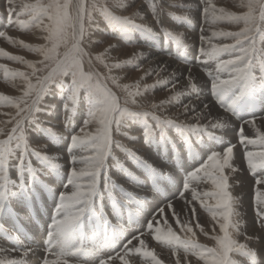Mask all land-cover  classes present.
I'll use <instances>...</instances> for the list:
<instances>
[{
    "label": "snow or ice",
    "instance_id": "obj_1",
    "mask_svg": "<svg viewBox=\"0 0 264 264\" xmlns=\"http://www.w3.org/2000/svg\"><path fill=\"white\" fill-rule=\"evenodd\" d=\"M5 3L8 16L16 17L19 30L33 32L40 43H25L10 37L7 32H0V40L37 57L35 62H30L0 48V60L22 65L28 70L20 71L0 63V78L5 82L19 81V87L23 89L18 98L0 94V108L15 110L14 115L0 111V116L10 115L0 127V136L5 137L0 139V217H7L15 204H27L42 176L61 173L58 161L62 157L44 154L47 144L39 149L32 148L29 135L34 129L37 134L46 136L50 144L64 139L50 127H44L37 115L42 112L50 115L55 111L54 105H45L44 101L58 90L64 99L65 128L71 127V119L80 107L85 108V119L79 131L71 135L68 151L72 156L68 161L66 191L58 197L54 221L46 236L42 264H83L86 257L98 256L120 238L121 232L116 228L109 231L105 199L111 201L113 213L121 206L139 208L138 198L108 175L110 167L118 169L131 184L139 186L138 178L120 160L114 159L113 152H123L130 162L154 178L163 175L140 155L115 141L114 136H124L135 142L138 138L129 135L127 130L139 124L145 144L159 143L164 147L171 143L165 127H173L185 142V147L191 150L193 140L203 143L206 137L213 144L221 140L213 133L225 128L226 121L223 117L210 119L208 113L211 109L206 103L200 111L191 103L185 104L176 117L158 114V110L165 109L169 103L178 106L184 95L194 93L199 97L191 69L185 77V91H174L179 87L175 83V73L143 88L139 83L121 85L119 81L123 77L112 73L131 66L143 71L136 63L145 58L143 54H135L126 61L111 62L110 53L116 48L115 44L93 54L94 49L102 44V41L94 39L95 34L101 31L100 22L108 26L114 39L124 40L132 32L141 31L157 40L162 34L165 43L173 44L180 51L184 49L182 34L175 35L163 27L158 34L148 24L136 23L137 20H145L139 10L130 16L114 14L115 10L135 6V0H111L110 6L107 0H5ZM143 3L148 6L152 22L158 27L166 16L173 22L191 25L190 6L176 4L173 0H143ZM200 3L201 21L206 27L201 28L199 57L201 63L214 64V72L205 74L215 103L232 116L250 113L254 108V98L264 96V0H234L240 14L217 7L214 0H200ZM170 8H179L185 14L169 13ZM220 25L239 27V30H216ZM208 30L210 36L206 38L203 33ZM214 40L232 42L217 44ZM163 71L165 69L160 68L156 75ZM152 74V71L147 73L148 76ZM145 78L142 76L140 79ZM169 84L171 87L167 90L173 94L167 101L138 102L145 93ZM113 88L123 93V97H118ZM181 116L190 117L196 123H186L180 119ZM149 119L155 124H150ZM176 120L180 122L176 123ZM201 120H207V123L201 124ZM8 125L11 127L6 131ZM245 126L252 129L255 138L245 136ZM90 127L94 130L89 131ZM237 135L239 146L245 149L246 167L255 179V225L264 230V131L259 130L255 118H243ZM236 147L230 144L222 152L212 151L205 162L180 181L177 198L185 205L183 213L177 212L174 202L170 201L156 211L144 230L123 244L117 255L101 256L99 264H114L117 260L119 264H135L133 258H139V264H165L156 249L150 247L149 241L168 250L173 264H257V252L250 244L258 243L259 237L247 233L244 214L239 210L240 198L233 196L230 176L226 175V171L231 174L240 171L233 166ZM75 153H80V158ZM110 159H113L111 166L108 163ZM33 160L37 162L35 165ZM13 172L15 179L11 178ZM204 185L209 186L208 190H203L201 186ZM69 188L70 192L67 191ZM194 204H198L210 218L211 234L198 222L194 227L200 235L213 242L212 246L201 244L194 232L193 222L198 219ZM170 220L175 223H170ZM86 221L93 226L94 234L91 236L85 234ZM9 232L13 233L11 237ZM9 238L19 244L14 229L0 231V240ZM32 251L22 246L10 249L0 246V264H28L27 258ZM13 255L20 258H11Z\"/></svg>",
    "mask_w": 264,
    "mask_h": 264
},
{
    "label": "bare ground",
    "instance_id": "obj_2",
    "mask_svg": "<svg viewBox=\"0 0 264 264\" xmlns=\"http://www.w3.org/2000/svg\"><path fill=\"white\" fill-rule=\"evenodd\" d=\"M26 2H34V0H26ZM182 2H183V5L190 6V8H191L190 15L192 16V21H191L190 27L189 26H184L182 24H177L178 25L177 29H179L181 27L184 28V31L181 32L180 35L182 34L184 42L186 40L187 43H189L188 46H191L187 50H190V52H191V50L194 49L193 55L195 56V55L199 54V50L198 49L202 46L201 42H200L201 32L198 35L196 28H198L199 25L201 26V28H202V26L206 27V26L202 25V21H201L202 5H201L199 0H181V3ZM0 5H1V3H0ZM215 5L217 7H220L217 4H215ZM235 8L236 7H233V8L230 7L229 9H226V10H228V11L232 10L233 11V10H235ZM137 10H139L145 16V20L141 21L139 23H146V24H148L149 27H151L153 29V27H152L153 24L149 20V13H148L147 9L144 6L141 7L140 6V2L136 3V0H135V6L130 7L129 11H126L125 14L124 13H121V14L123 16H125V15L127 16L128 14L132 15V13L134 11H137ZM1 12H4L5 15L8 14L7 8H3V9L1 8ZM121 14H118V15H121ZM15 20H16L15 16L12 17V18H9V20L6 22L7 24L4 26V27L9 28L8 31H11L12 29H15V31L12 32V34H8L10 37H13V38H16V39H20V40L24 41L25 43H29V44H33V45L40 43V41L36 40L35 35H34L33 32H31L26 37H23L22 36L23 35L22 31H20V33H19V28H18L17 24L15 23ZM165 24H169V23H167L166 20H164L163 21V25H165ZM167 27H169V26H167ZM100 29H101V31H99L97 33L103 32L102 28H100ZM189 29H190V31H188ZM216 30H223V29L222 28H217ZM8 31L6 30L4 32H8ZM192 32H194V33H192ZM97 33L95 34L94 39H96L98 41H102V44L100 45L99 50H97V48L94 49L93 54H97V53L103 51L104 48H106V47H108V46H110L112 44H115L116 48L113 49L112 52L110 53V55L112 57V61L111 62L126 61V60L131 59L135 54H138V53H142L143 56L145 57L144 59H141V60L136 62L139 65V67L143 69V71L133 72L132 70H130V67H124L121 70H116V71H114L112 73V75H114V76L123 77V79H121L119 81L121 85H125V84L132 85V84L139 83L141 88H143L146 85H153L154 82H156L158 79H167V78H169L172 75V73H175V76H176L175 83L179 87L177 89H174V91H185L186 90V86H187V81L185 80V77L189 75V69H191V75L194 78V83L198 87L199 97H197V95L194 94V93H189L188 95H184L180 99L179 107L176 106L174 103H169L165 109L158 110V114L167 115L169 117H176L178 115L179 109H182L185 104L191 103L193 105V107L196 108L197 111H200V110H202L203 105L206 103L208 105V107L211 109V112L208 113V117L210 119H213V120H215L218 117H223L225 119L226 125H227L222 130H218V131H215L213 133L214 135H216V136L221 138V140H218L215 144H213L211 141H208L206 137H205V140H204L203 143H197L195 140H193L192 144L193 145L195 144L194 145L195 146V151L193 152L192 150L188 149V152H189L190 155L194 154L192 156L193 159L191 160V162L188 163V164L185 162L183 166H181L179 164V162H178V165H176L175 163L172 162L173 164H172V166H170L171 169L168 166L170 158L168 156H166L167 153L165 154L161 150V145L159 143L150 144L149 146H147V149H145V148H143L141 146V143L139 142V141H141V139H140V136H139V134L137 132V127H135L134 129L130 128L129 130H127L128 133L129 132L131 133V134L129 133V135L135 136L138 139L135 142H131L130 141L131 143H126L127 145L126 144L125 145L127 147H129L130 150H132L136 154L140 155L144 160H146L147 163L151 164L154 168H156L159 173H161V174L162 173H166L165 176L170 177L169 178V184L166 185L164 183L165 178L163 177V178H159L158 179L162 185L159 184L161 186L157 185V187L154 186V188H153V190H155V188H156V191L158 190L157 189L158 186L162 190L164 189L162 195H153L151 197L150 196L151 194L149 195V194L146 193V191H143V193L147 197L148 201L146 202L145 206L142 207V209L144 211V214H143L144 217L142 218L141 216H139L137 220L141 219L140 226L144 230V225H143L144 222H145L144 219L145 218L147 219V217L151 213H153L155 209H157L162 203H164L166 201H168V203L170 201L174 202L175 210L177 212H179V213H183V209H184L185 205L176 196V195L179 194L178 191L180 189V181L186 176V173H188L191 170H193V168L195 166H197L201 162V160H204L203 158L207 157V155L210 154L212 151H219V150L223 149L225 146H228L230 144L235 143V141H238L239 137L237 135L238 134L237 131L239 132V129H240V126H241L243 118H249V119L255 118L257 120V127L259 128V130L264 131V120H261V118H264V96L257 95V96H259L260 101L258 103L254 104V108H253L252 112H250V113H241L240 117L229 115L227 113H224L222 111V109L220 108V106L215 103V98L211 94V91H210V81L208 80V78H207L205 73L206 72H214V64L213 63H211V62H209V63H201L200 62V64L197 65L194 62H189L188 61V59H190L189 56H185V55L183 56L182 53L178 54V50L177 51L175 50L176 48H173V49H170V50L158 49V47H157L158 43L156 44L153 41L152 37L148 36L147 34H145L144 32H141V31L132 32L126 39L120 40L121 42L119 41V39H114V38L111 39L110 41L102 40ZM203 34H204V36L206 38L209 37L210 36V30L205 31ZM112 37H113V35H112ZM213 42L217 43L215 40ZM0 48H3L5 51H8L12 55L22 56L25 60L30 61V62H35L37 60V57L35 55H33V54L30 56L29 54H31V53L28 52V51H23L22 53H14V51L12 50V46L8 45L6 42H4L2 40H0ZM197 50H198V52L195 53ZM200 59L201 58H199V55H198V59H196V62H198V60H200ZM183 61H186V63H184ZM6 66H9V65L6 64ZM133 67H135V66H133ZM160 68H164L165 71L161 72L160 75L157 76L156 75V71L159 70ZM20 71H28V70L23 66L22 70H20ZM149 71H152L153 77H151L152 75L151 76L147 75V73ZM142 76H144L146 78L144 80H141L140 78ZM1 80H3V79L1 78ZM19 85H20L19 81H16V82L9 81L8 84L6 85V87H4L3 85H0V94L8 95V96H11L13 98H15V97L18 98L20 96L22 90H23L21 87H19ZM168 86L171 87L170 84ZM157 88H159V87H157ZM157 88H155V89H157ZM172 94L173 93L167 91L166 93H162V94L160 93L159 95L152 94V95L149 96V92H148V93H145V96L143 98H138V102L142 103V104H145V103H148V104H150V103H161L163 101H167L169 96H171ZM55 96H52L51 98H49L46 101V103H45V105H54L55 106V111H52L50 115H48V114L46 115L45 114V118H44V122L43 123L45 125H48V127L50 126V128L55 133H57L58 136L64 137V139H62V143L66 146L64 148V151H66V153L64 151L55 149L56 144H50L46 136L41 135V134H37L34 129L32 130L31 133H29V135H30V144L35 149H39L40 148V146H37V144L42 143L41 142V138L44 137V139H47V140H45L46 143L43 142V144H47L48 145L47 152L44 153V154L59 155L60 157H62V159H60L58 161L61 164V168H62L60 175H53V176L45 175V176H42L40 178V183H42V181H43L44 182V186L40 187V185H42V184L39 183V186H37L35 188L36 192H35V190L32 192V194L34 193L33 195L35 197H38L37 195H39L42 198L41 199L42 202H44L45 204H46V201H47L46 198L49 199L51 196H55V197L52 198V201H51V203L49 204L48 207H51V205L54 202V198L58 199L59 195L62 192L66 191L65 185L67 184V176L65 175L64 171H65L66 168H68V166H70L68 161H69V159L72 156V153H70L68 151L69 145H70V139H71L70 136L74 132V130L76 129V124L78 123V121L81 119V116H82V107H80V108H78V110L76 111V113L74 114V116L71 119V127L70 128H65V126H64L65 114H64V112L62 110L63 107L59 108V104L50 103V101L55 99ZM0 111L9 113L10 115H14L15 114V110L14 109H9V111H5V110H0ZM10 115L9 116H0V127L4 126L3 122L5 120L9 119ZM61 119H62V121H61ZM180 119L185 120V122L189 123V124L196 123V121L191 120L190 117L181 116ZM179 122H180L179 120H176V123H179ZM200 123L201 124H206L207 120H201ZM8 127H11V126L8 125L5 130H7ZM63 128H65V130ZM88 130L92 131L94 129L92 127H90ZM244 134H245V136L247 138H250V139L251 138H255L254 132L248 126H245ZM156 140L157 141L159 140L158 136L156 137ZM173 142H176V147L177 148H179V145H182V144L184 146V143H183V141L182 142L180 141V138H179V140H174ZM194 146H193V149H194ZM249 150H251V146H249ZM244 153H245V149L242 146L239 147V148L234 149V157L235 158H234V161H233V166L237 167L240 170L239 172L235 173L236 177H234V179H232V181H231L233 183L234 189L237 188V186H235V183L237 184V183L240 182L239 186H242L244 183L245 184L246 183L247 184L250 183L249 182V178L248 179L246 178V174H249V171H248V169L246 167V162H245V159H244ZM75 155H76L77 158H80V156H81L80 153H75ZM117 155H118V157L116 159L120 160L121 159L120 155H119L118 151L115 150L113 152V156H117ZM108 163L111 166L112 163H113V160H109ZM127 165H132V166H127ZM124 166L126 168H128L129 171H131L135 176H136L137 173L140 174V175H145V174H142L140 171L134 169L133 166H135V164H133L130 161L124 162ZM108 175L111 177L112 180H114L116 182L117 185L122 186L125 189V191H129V188H128L129 186H127V184L130 183V182L124 175L121 174V172L118 169H112L110 167V171H109ZM13 176H14V174L11 173V177H13ZM62 176H65L64 180H62ZM137 178H138V181H139V187L143 188V190L147 189L146 187L141 186V184L147 183V177L144 176V178H140V177H137ZM253 182H254V185H255V180ZM176 185H177L178 189L176 188L177 191L175 193V191L173 192V190H174ZM61 186H63V187L60 188ZM102 186H103V177H102L101 187ZM201 187L203 189L205 188L207 190L209 188V186H206V185L201 186ZM198 190H200V188H198ZM45 191H46L47 195H46ZM67 191L70 192L71 189L69 188V189H67ZM245 191L246 192H241L240 189H237L236 192H239V193L235 194V195L233 193V195H234V197H239L240 198V209L239 210L244 214V222H245V225H246V230H248V232H249L251 230V226L253 225V220H252V217H251V215L249 213V208L251 207L252 197H251V190L250 189H246ZM173 193H175V194H173ZM136 194H137V191H136ZM250 198H251V200H250ZM25 206H26L25 203L15 204L10 209L8 216L7 217H3L4 218V221H2L3 222V227L4 228H12L14 230H18L19 228H21L23 226L22 224L15 223L17 221L16 217H15V213L20 218L25 220L26 217H25V212L23 210V208ZM107 206H108V199H105L104 208H105V211L108 213L110 211L108 210ZM129 211L130 210L128 209V212ZM31 214H34V213H31ZM54 215H53V217H54ZM182 218H184L183 215H181V219ZM203 218H205V217H203ZM143 220H144V222H143V224H141V222ZM111 221L112 220H110V222ZM171 222L172 221L170 220V223ZM90 225H89V222L86 221L84 227L86 228V227H88ZM203 227L207 231L208 228H211V223H209V224L208 223H206V224L203 223ZM4 228H2L0 231H3ZM138 232H140V231H138ZM135 233H137V231L132 229L131 232H129V234L125 235V237H131ZM249 233L248 234L251 235V236L259 237V242L258 243H254V245H253V250H255L257 252V254H258L261 251H263V249H264V247L262 245V243L264 241V232H262V233L260 232L259 233V232H257V230H255V229L253 230L252 229L251 232H249ZM21 234H23V232H21ZM9 237H11L10 234H9ZM42 238L43 237H39V241H36L35 236H31V239H33L36 243H38V246L44 251L43 252L40 251L41 253H39V252L32 253L27 258L28 264H42V260H43V258L45 256V249H43V240H42ZM200 238H201V236H200ZM20 240L22 241L21 243H23V244L25 243L26 245H31V247L33 246L32 244H34L32 241H28L27 239H23L22 240L20 238ZM205 240L206 239L204 238V240H203L204 243H205ZM207 242H208V240H207ZM13 243H14V241L11 240V238H9L7 241L0 240V246H2L4 248H9L10 249L13 246H16ZM121 243L119 245H121ZM149 243H150V245H153L154 242L149 241ZM106 250H107L106 252L109 255L112 254V252H111L112 251V247L108 248ZM157 250H159V249H157ZM160 253H162V252L160 251ZM160 253H158V254L164 260L165 264H167V263L171 264L169 257H167V254L166 255H162ZM166 253H168V252H166ZM11 258H20V257L18 255H13V256H11ZM96 259H99V257L98 256L86 257L84 259L85 263H83V264H98ZM133 261L135 262V264H139V258H133ZM262 262H264L262 257L260 256L258 258V256H257V264H264ZM114 264H119V261L117 260L116 262H114Z\"/></svg>",
    "mask_w": 264,
    "mask_h": 264
},
{
    "label": "rangeland",
    "instance_id": "obj_3",
    "mask_svg": "<svg viewBox=\"0 0 264 264\" xmlns=\"http://www.w3.org/2000/svg\"><path fill=\"white\" fill-rule=\"evenodd\" d=\"M200 1V0H199ZM139 3L140 2V6L142 7V6H144L146 9H147V11H148V13H149V20L152 22V17H151V13L149 12V10H148V6L147 5H145L144 3H143V0H136V3ZM173 2L174 3H176V4H183V2L181 3V0H173ZM0 3H1V5H0V32H4V31H8L9 30V28H7V27H4L7 23V21L9 20V16H8V14L7 15H5V13L4 12H1V8L3 9V8H6V3H5V0H0ZM107 3L109 4V6H110V3H111V0H107ZM214 4H217V5H219L220 7L222 6V7H224L225 9H229L230 7L231 8H233V7H235V5H234V0H214ZM129 9L130 8H127V9H125V10H115L114 11V14H116V15H118V14H121V13H124L125 14V12L126 11H129ZM179 10V11H178ZM232 11V10H231ZM168 12L169 13H174V14H176V15H184V11H182L181 9H179V8H170V9H168ZM233 12H236V13H238V14H240V12H241V10L240 9H236L235 8V10H233ZM122 15V14H121ZM121 15H119V16H121ZM126 16V15H125ZM127 16H130L129 14L127 15ZM122 17H123V15H122ZM164 20H166V22L167 23H169V24H165V25H161V26H157V25H155L153 22H152V24H153V31H155V32H157L158 34H160L161 33V27H164L165 29H167V30H170V31H172L173 32V34H175V35H180V33L181 32H183L184 31V28L183 27H181V28H179V29H177V24H180V23H176V22H173L170 18H168L167 16L165 17V19ZM139 22H141V21H139V20H137L136 21V23H139ZM182 25H184V24H182ZM167 26H169V27H167ZM185 26V25H184ZM99 27L100 28H102V31L103 32H100V33H97L98 35H99V37L102 39V40H108V41H110L111 39H113V37H112V35H113V33L111 32V30L108 28V26L105 24V23H103V22H100V25H99ZM218 28H222L223 30H225V31H238L239 30V27H233V26H230V25H220V26H218ZM177 29V30H176ZM197 29V34L199 35L200 34V32H201V26L199 25L198 26V28H196ZM15 31V29H12L11 31H8L7 32V34H12V32H14ZM188 31H190V29L188 30ZM19 33H20V30H19ZM31 32H22V36L23 37H26L27 35H29ZM192 33H194V32H192ZM196 33V32H195ZM160 38L157 40V39H153V41L157 44L158 43V49H166V50H170V49H173V48H176V47H173V44H171V43H165V41H164V37L162 36V34H160ZM119 41H120V39H119ZM164 41V42H163ZM121 42V41H120ZM218 44H221V43H224V42H228V43H231L230 41H216ZM189 45V43H187V41L185 40V42H184V49L182 50V51H180V50H178L177 48L175 49L176 51L178 50V54H181L182 53V55L184 56H189V58L190 59H188V61L189 62H194L195 64H197V65H199L200 64V60H198V62H196V59H198V55L199 54H197V55H193V53H194V49L193 50H191V52H190V50H187L189 47H191V46H188ZM262 46H264V45H262ZM97 48V50H99V48H100V46H98V47H96ZM186 48V49H185ZM197 49V48H196ZM12 50L14 51V53H22L23 51H27V50H25V49H21V48H19L18 46L17 47H12ZM96 50V51H97ZM199 50V49H198ZM198 50L195 52V53H197L198 52ZM30 56L32 55V53L31 54H29ZM95 55V54H94ZM200 58V57H199ZM5 63V64H8L11 68H13V69H16V70H22V68H23V66L22 65H19V64H15V63H12V62H8V61H5V60H0V63ZM17 65V66H16ZM19 65V66H18ZM8 66V67H9ZM19 69H18V68ZM121 70V69H120ZM130 70H132L133 72H136L137 70H136V68L135 67H133V66H131L130 67ZM257 71V74H259V69H257L256 70ZM151 77H153V75L151 76ZM156 82H154V84H155ZM8 84V82H4L3 80H1V78H0V85H3L4 87H6V85ZM110 87H111V85H110ZM168 87H170V86H166V87H159V88H157V89H154V90H152V91H150L149 92V96L150 95H152V94H157V95H159L160 93L162 94V93H166L168 90H167V88ZM113 91H116V93H117V95H118V97H123V93L121 94L118 90H116V89H114L113 88ZM59 96H58V95ZM56 95V96H55ZM49 96V95H48ZM46 97L45 98V101H44V104L46 103V101L49 99V98H51L52 96H55V99L54 100H52V101H50V103H53V104H59V108H61V107H63V105L62 104H64V99L61 97V95H60V93H59V91L57 90V91H53L51 94H50V96L49 97ZM16 98V97H15ZM57 98V99H56ZM256 100V101H255ZM63 101V102H62ZM260 101V98H259V96H256L255 98H254V104L255 103H258ZM178 107H179V105H178ZM0 110H5V111H9V109H3V108H0ZM38 115V119H40V121H42V122H44V118H45V114H43V112L42 113H38L37 114ZM47 115V114H46ZM74 116V115H73ZM41 117V118H40ZM84 119H85V108L84 107H82V116H81V119L78 121V123L76 124V129L74 130V132L71 134V135H73V134H76L78 131H79V129H80V127H82L83 126V122H84ZM61 121H62V119H61ZM150 124H155V122L154 121H152L151 119H149V121H148ZM61 123V122H60ZM44 124V123H43ZM44 127H48V125H45L44 124ZM50 127V126H49ZM135 127H137V132H138V134H139V136H140V139H141V141H139L140 143H141V146L143 147V148H145V149H147V146H149V145H147V144H145L144 143V138H143V135H142V126L141 125H139V124H136V125H133V127L131 126V129H134ZM64 130H65V128H63ZM7 131V130H6ZM165 131H166V133H167V136L169 137V139H170V141H171V143L169 144V145H167V146H164V147H162L161 146V150L166 154L167 153V155L166 156H168L169 158H170V160H169V168H170V166H172V164L173 163H175L176 165H178V162H179V164L181 165V166H183L184 165V163L186 162L187 164L188 163H190L191 162V160L193 159V155H190L189 154V152H188V149L185 147V142L183 141V143H184V146H183V144L182 145H179V148H177L176 147V142H173L174 140H179V136L177 135V133H176V131H175V129L173 128V127H165ZM130 133V132H129ZM128 133V134H129ZM134 133V132H133ZM237 133H238V131H237ZM131 134V133H130ZM158 136V135H157ZM120 137V138H119ZM3 138H5V137H3V136H1L0 137V139H3ZM70 138H71V136H70ZM158 138H159V136H158ZM123 139V140H122ZM45 140H47V139H44V137H42L41 138V142L42 143H39V144H37V146H42V145H45V144H43V142L44 143H46V141ZM114 140L115 141H118L119 143H121L122 145H124L127 149H130L129 147H127L126 145V143H131L129 140H127L124 136H114ZM180 141L182 142V140L180 139ZM237 143V144H236ZM126 144V145H125ZM233 144H235V145H237V147L236 148H239V147H241V146H239V144H238V141H235V143H233ZM195 145V144H194ZM193 144H192V148H191V150L194 152L195 151V146H194ZM193 146H194V149H193ZM32 148H34L33 146H31ZM66 146L62 143V140H60V142L59 143H56V146H55V149H58V150H61V151H64V148H65ZM227 146H225L224 148H226ZM223 148V149H224ZM235 148V149H236ZM35 149V148H34ZM223 149H221V150H219V151H223ZM116 151H118V153H119V155H120V161L124 164V162H127V161H129L128 160V158L124 155V153L123 152H120L119 150H116ZM186 151V152H185ZM65 153H66V151H64ZM190 155V156H189ZM209 155V154H208ZM207 155V156H208ZM114 157V159H116L117 157H118V155L117 156H113ZM181 159H180V158ZM124 161H123V160ZM204 160H201V162L197 165V166H195L194 168H196V167H199L203 162H205L206 161V159H207V157H205V158H203ZM110 160H113V159H110ZM146 161V160H145ZM173 162V163H172ZM33 163H34V165L37 163L35 160H33ZM133 164H134V162H132ZM127 166H132V165H127ZM69 167L70 166H68V168H66L65 169V175L67 176L68 175V169H69ZM134 167V169H136V170H138V171H140L142 174H145V175H140V174H136V176L137 177H140V178H144V176H146L147 177V183H144V184H141V186H144V187H146L147 189H145V190H143V188H140L139 186H134L133 184H131V183H128L127 184V186H129L128 188H129V191L128 192H130V193H132L135 197H137L138 198V200H139V208H136V207H128V206H121L120 208H118L117 209V211L115 212V213H113L112 211H111V201L110 200H108V206H107V208H108V210L110 211V212H108V215H107V220L110 222V220H112L111 222H110V229H109V231H111V228H116L118 231H120L121 232V235H120V238H119V240H117L113 245H112V254H108L106 251V249H104V251L102 252H100V254L98 255V257H99V259H100V257L102 256L103 258H108L109 256H112V255H117V253L122 249V247H123V244L128 240V239H130V238H132L134 235H136V234H139L143 229H142V227L140 226V221H141V219H139V220H137L138 219V217L139 216H141L142 218L144 217V211H143V209H142V207L143 206H145V204H146V202L148 201L147 200V197L145 196V194L143 193V191H146V193L147 194H151L150 196L152 197L153 195H162L163 194V191H164V189L162 190L159 186H161L162 184L160 183V181L158 180L159 178H165V180H164V183L167 185V184H169V178L170 177H168V176H165L166 175V173H162L163 175H162V177H158V178H154V177H152V176H150L148 173H146L143 169H141V168H138V167H136V166H133ZM193 168V169H194ZM171 169V168H170ZM13 174H14V176L13 177H11L12 179H15V173L13 172ZM186 175H187V173H186ZM226 175H229L230 176V179H229V183H230V185H232L233 186V183L231 182L232 181V179H234V177H236V174H231V173H228L227 171H226ZM245 176V175H244ZM64 178H65V176H62V180H64ZM246 178L248 179L249 178V184H243L242 186H237V188H235L234 189V187H232V189H231V191H232V194L234 193V195L235 194H238L239 192H236V190L237 189H240L241 190V192H246L245 190L246 189H250L251 190V197H252V201H251V207L249 208V213H250V215H251V217H252V220H253V225L251 226V230L253 229H255V230H257V232H264V230H260V229H258L257 227H256V225H255V215H254V211H253V197H254V192H253V189H254V178L251 176V175H249V174H246ZM235 182V181H234ZM40 184H42V185H40V187H42V186H44V182L42 181V183H40ZM130 184V185H129ZM159 184H161V185H159ZM157 185H159L158 186V190L156 191V188H155V190H153V188H154V186H156L157 187ZM236 185H240V182L239 183H235V186ZM249 185V186H248ZM63 186H61L60 188H62ZM133 187V188H132ZM137 188V189H136ZM163 188V187H162ZM176 188H177V185L175 186V188H174V190H173V192L175 191V193H176ZM134 189V190H133ZM178 189V188H177ZM203 190H207V189H203ZM136 191H137V194H136ZM139 191V192H138ZM151 191V192H150ZM179 191H180V189H179ZM178 191V192H179ZM35 192H36V190H35ZM45 193H46V191H45ZM175 193H173V194H175ZM34 194V193H33ZM33 194H31V199H30V203L28 202L27 204H26V206L23 208V210H24V212H25V220L24 219H22V218H20L16 213H15V217H16V222L15 223H17V224H22L23 226L21 227V228H19L18 230H14L15 231V233L16 234H18V240H19V244H16L15 242L13 243L14 245H16L17 247H24V248H30V249H32L33 251H32V253H37V252H39V253H41L42 252V249L38 246V243H36L33 239H31V236H35V238H36V241H39V237H43L42 238V240H43V249H45V241H46V236H47V233H48V228H49V226H50V224L54 221V217H55V207H57V205H58V199H56V198H54V202H53V204L51 205V207H48L49 206V204L51 203V201H52V198L53 197H55V196H51L49 199H47L46 198V204L44 203V202H42V198L39 196V195H37L38 197H35ZM143 194V195H142ZM178 194V193H177ZM46 195H47V193H46ZM233 195V196H234ZM177 197H178V195H176ZM107 199V198H106ZM250 200H251V198H250ZM249 200V201H250ZM57 201V202H56ZM167 203H168V201H166V202H164V203H162L157 209H155L154 210V212L153 213H151L148 217H147V219L145 218L144 220H145V222H144V220L141 222V224H143V222H144V229H145V227H146V223L152 218V216L156 213V211L159 209V208H161V207H165L166 205H167ZM31 204V205H30ZM55 204V205H54ZM194 207H196V209H197V217H198V219H197V221H195V222H193V227H194V224L195 223H200V225H201V227H203V223L204 224H206V223H211V221H210V218L207 216V214L206 213H204L203 212V210L202 209H200L199 208V205L198 204H194L193 205ZM126 207V208H125ZM128 207V208H127ZM200 210H199V209ZM29 209V210H28ZM128 209L130 210L129 212H128ZM32 212H31V211ZM134 210V211H133ZM53 211V212H52ZM31 213H34V214H31ZM110 213V214H109ZM130 213V214H129ZM54 215V217H53V215ZM200 214V215H199ZM109 217V218H108ZM119 217V218H118ZM203 217H205V218H203ZM128 218V219H127ZM110 219V220H109ZM182 219H184V218H182ZM0 220H2V221H4V218L3 217H0ZM116 221V222H115ZM119 221V222H118ZM126 221V222H125ZM19 222V223H18ZM112 223V224H111ZM117 225H116V224ZM172 224H174L175 222L174 221H172L171 222ZM91 223H89V225H90ZM119 224V225H118ZM137 225V226H136ZM119 227V228H118ZM128 227V228H127ZM140 227V228H139ZM4 228V227H3ZM204 228V227H203ZM4 229H8V230H13L12 228H4ZM3 229V230H4ZM136 230L137 231V233H135L133 236H131V237H125V235L126 234H129V232H131V230ZM1 230V229H0ZM251 230L249 231V232H251ZM84 231H85V234L86 235H89V236H91V235H93L94 233H93V226H92V224L90 225V226H88V227H84ZM138 231H140V232H138ZM207 231L211 234V228H208L207 229ZM217 231H218V229H217ZM247 231V233H249L248 232V230H246ZM21 232H23V234H21ZM31 232V233H30ZM177 232H178V234H179V230L177 229ZM194 232H196L197 233V238H198V241H200V243L201 244H206L207 246H212V241H209L208 240V242H207V239L205 238V237H203L202 235H200L199 234V232H198V230L197 229H195V227H194ZM9 234L10 235H12L13 233L12 232H9ZM44 234V235H43ZM250 234V233H249ZM200 236H201V238H200ZM20 238L23 240V239H27L28 241H32L34 244H32L33 246L31 247V245H26L25 243L23 244V243H21L22 241L20 240ZM204 238L206 239L205 240V243L203 242V240H204ZM122 242V243H121ZM241 242H243L242 240H241ZM121 243V245H119ZM22 244V245H21ZM150 244V243H149ZM154 245V246H153ZM153 245H150V247H153V248H156V251H157V253H160V251L162 252V253H160V254H162V255H166L167 254V257H169V259H170V257H171V253L168 251V250H166V249H163L161 246H158V245H156L155 243H153ZM253 245H254V243H252V244H250V247L253 249ZM262 245H263V247H264V241H263V243H262ZM37 247V248H36ZM38 249V250H37ZM157 249H159V250H157ZM41 251V252H40ZM166 252H168V253H166ZM105 253V254H104ZM164 253V254H163ZM264 249H263V251H261L260 253H258L257 254V256H258V258L261 256L262 257V259L264 260ZM99 259H96L97 260V263L99 264ZM83 263H85V262H83ZM170 263L171 264H173V261L170 259ZM262 263H264V262H262ZM167 264H169V263H167Z\"/></svg>",
    "mask_w": 264,
    "mask_h": 264
}]
</instances>
